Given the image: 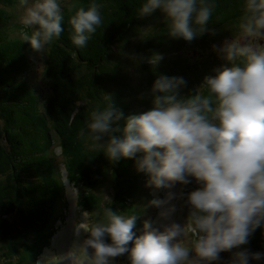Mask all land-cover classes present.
<instances>
[{"label":"clouds","instance_id":"1","mask_svg":"<svg viewBox=\"0 0 264 264\" xmlns=\"http://www.w3.org/2000/svg\"><path fill=\"white\" fill-rule=\"evenodd\" d=\"M27 4L21 0L22 6ZM157 10L168 22L170 37L190 42L206 32L213 6L205 0H145L139 15ZM63 20L59 0H33L22 23L34 30L22 39L44 52L64 31ZM101 22L97 4L78 8L68 21L72 43L85 47ZM238 28L240 37L218 49L225 65L206 76L195 94L180 97L183 78L160 76L152 88L153 107L127 117L122 138L114 135L121 129L113 125L123 113L111 103L92 111L87 122L93 146L110 160L143 153L138 171L149 175L150 186H186L192 180L200 185L188 194L186 222L159 231L145 221L137 235L135 215L125 217L106 208L105 220L92 223L91 213L82 210L75 231H83L86 238L73 244L70 258L76 249L88 264H113L125 254L130 264H213L222 252L247 244L264 227V46L257 42L264 39V0H246ZM161 59L154 56L150 63ZM202 88L209 94L203 95ZM106 136L107 142L101 143ZM189 234L194 237L191 246ZM261 258L260 253L238 251L231 264Z\"/></svg>","mask_w":264,"mask_h":264},{"label":"trees","instance_id":"2","mask_svg":"<svg viewBox=\"0 0 264 264\" xmlns=\"http://www.w3.org/2000/svg\"><path fill=\"white\" fill-rule=\"evenodd\" d=\"M12 2L15 0H0V201L4 203L0 264H25L48 247L55 225L63 217L64 210L56 213L63 188L51 156L54 142L58 141L69 182L81 192L79 206L94 215V223L105 220L106 208L130 214L143 187L137 166L143 153L110 160L89 138L91 112L102 111L109 103L122 112L123 119L113 125L121 129L114 135L122 138L127 117L153 107L152 88L160 76L183 78L180 97L195 94L206 76H214V69L225 65L218 50L206 51L217 39L240 35L238 25L246 0H205L213 6L207 30L190 42L168 35V22L159 10L140 17L145 0L74 4L63 11L64 31L49 50L45 76L51 94L45 101L25 80L30 68L28 56L22 53L25 41L9 37L7 5ZM93 3L99 7L102 22L87 45L79 48L70 39L68 21L78 8L87 10ZM187 48L194 49L193 59L185 57ZM157 55L162 59L150 63ZM201 92L209 94L206 88ZM107 140L106 136L101 143ZM101 187L110 191L108 203L92 193ZM91 197L94 201L89 203ZM261 231L257 251L262 258L254 264H264V227ZM118 260L130 261L129 256Z\"/></svg>","mask_w":264,"mask_h":264},{"label":"rangeland","instance_id":"3","mask_svg":"<svg viewBox=\"0 0 264 264\" xmlns=\"http://www.w3.org/2000/svg\"><path fill=\"white\" fill-rule=\"evenodd\" d=\"M81 1L82 0H59L62 13L64 10L70 9L74 6V4H78ZM32 2L33 0H28V4L22 6L21 0H15V2L9 3V5H7V11L10 17V25L8 30L9 37L13 39H22L23 33H28V35H31L34 28L25 26L22 23V17L25 13V8ZM231 37L232 38L225 40L220 38L215 42H211L209 50L206 51V53H210L211 49L218 50L223 46L225 41L239 38L240 35L236 34ZM55 40L56 38H54L49 44L45 46L44 52L34 51L30 44L25 42L26 49L22 52L28 56L30 65L28 73L25 74V80L28 82V85L31 86L34 91H36L38 94L37 96H40L43 101H45L46 98L51 94V85L45 76V69L51 44ZM217 52L219 53V51ZM184 55L188 59H193L194 49L187 48L184 51ZM195 57L198 59L197 56ZM57 142V140L54 142V148L51 151V156H53L52 158L56 160V177L61 182L63 188V196L59 202L58 209L56 208V213L58 211L62 212L64 210L63 217H61L56 223L55 233L48 247L44 249L42 254L39 255L35 261L25 264H88V261L84 258L82 251L73 249L72 258L69 256L73 244L82 243V241L86 238V234L83 233V231H81L79 234H77L75 231V225L77 222L83 220L81 211H90L86 208H83L82 206H79L78 197H81V192H79L76 186H73L68 180V174L66 168L63 165L61 151ZM142 175L143 187L140 197L136 198L133 202V211L130 214L123 215L125 217L132 215L138 217L136 228L134 229L136 234L140 235L142 233L145 221L150 222L152 227L158 229L159 231H163L165 227L170 226L173 223L183 225L186 222V217L189 212V206L186 203L188 194L191 191L196 190L198 187H200V185H198L195 180H192V182L186 186L176 184L172 187L158 189L155 186L149 185V175L146 172H142ZM83 181L84 180H80V182ZM92 193L100 198L102 203H108L110 200V196H108L110 195V191L108 188L101 187ZM50 195L48 194V196ZM87 201L91 203L94 201V198H87ZM153 201H157L159 203L157 205H153ZM3 205L4 203L0 201V217L2 216ZM94 218V215L91 214L90 222L94 223ZM48 229L49 225L46 227L45 231ZM261 229L262 228H258L252 234V236L249 237V242L247 244L242 245L239 248H235L230 252H222L220 254V259L213 262V264H231L233 254L238 251H247L250 254L259 253L257 251V247H261L262 244V236L260 235V233H262ZM193 239L194 237L189 234L187 240L188 246H191ZM107 242L110 243V239H108ZM131 246L132 245L130 244L129 248H131ZM123 256L126 257L128 254ZM123 256L117 257L113 261V264H130V261L118 260L123 258ZM256 261L257 260L250 259L249 264H254Z\"/></svg>","mask_w":264,"mask_h":264},{"label":"flooded vegetation","instance_id":"4","mask_svg":"<svg viewBox=\"0 0 264 264\" xmlns=\"http://www.w3.org/2000/svg\"><path fill=\"white\" fill-rule=\"evenodd\" d=\"M260 45L264 46V39H260L257 41Z\"/></svg>","mask_w":264,"mask_h":264}]
</instances>
